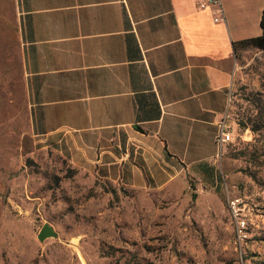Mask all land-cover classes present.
<instances>
[{"label": "crops", "instance_id": "obj_1", "mask_svg": "<svg viewBox=\"0 0 264 264\" xmlns=\"http://www.w3.org/2000/svg\"><path fill=\"white\" fill-rule=\"evenodd\" d=\"M201 1L0 0V75L21 78L35 148L145 191L213 164L234 42L262 34L264 0H221V21Z\"/></svg>", "mask_w": 264, "mask_h": 264}, {"label": "rangeland", "instance_id": "obj_2", "mask_svg": "<svg viewBox=\"0 0 264 264\" xmlns=\"http://www.w3.org/2000/svg\"><path fill=\"white\" fill-rule=\"evenodd\" d=\"M232 140L163 191L78 173L35 148L19 75H0V264H264V49L234 53ZM194 194V196H193ZM228 197L247 221L235 245ZM44 223L56 231L43 241Z\"/></svg>", "mask_w": 264, "mask_h": 264}, {"label": "built area", "instance_id": "obj_3", "mask_svg": "<svg viewBox=\"0 0 264 264\" xmlns=\"http://www.w3.org/2000/svg\"><path fill=\"white\" fill-rule=\"evenodd\" d=\"M201 8L213 7L216 15L214 16V21L224 20L222 2L221 0H202L199 4ZM226 117H228L226 115ZM232 127L226 118H223L218 122L217 132L215 134V143L218 147L219 155L222 152L223 146L232 140ZM240 200L238 198L228 197L227 207L230 216L234 222L235 226V245L236 249L241 253L244 251V244L247 241V221L244 214L242 213V208L240 206Z\"/></svg>", "mask_w": 264, "mask_h": 264}, {"label": "trees", "instance_id": "obj_4", "mask_svg": "<svg viewBox=\"0 0 264 264\" xmlns=\"http://www.w3.org/2000/svg\"><path fill=\"white\" fill-rule=\"evenodd\" d=\"M260 25L262 28V34L261 35L234 42V50L236 51L237 48L247 46V45H253V46H256L258 48L264 49V10L262 13ZM193 196H194V194H193Z\"/></svg>", "mask_w": 264, "mask_h": 264}, {"label": "water", "instance_id": "obj_5", "mask_svg": "<svg viewBox=\"0 0 264 264\" xmlns=\"http://www.w3.org/2000/svg\"><path fill=\"white\" fill-rule=\"evenodd\" d=\"M56 236V231L54 230V228L49 224V223H44L38 234H37V238L40 241H43L44 239L48 238V237H55Z\"/></svg>", "mask_w": 264, "mask_h": 264}]
</instances>
